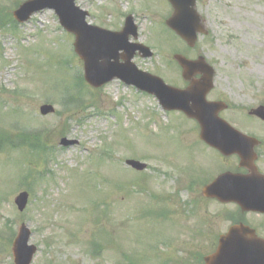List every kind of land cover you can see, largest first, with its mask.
<instances>
[{"label":"rangeland","instance_id":"374dc122","mask_svg":"<svg viewBox=\"0 0 264 264\" xmlns=\"http://www.w3.org/2000/svg\"><path fill=\"white\" fill-rule=\"evenodd\" d=\"M143 3L151 4L144 12ZM143 3L115 2L114 12L102 18L116 28L119 11L137 12L139 40L153 51L151 58L133 59L139 69L178 86L180 69L167 61L181 52L188 58L204 56L215 70L217 87L227 86L224 78L264 77V0L197 2L210 34L200 36L193 49L174 40L163 26V16L171 12L168 4ZM72 40L48 11L15 33L0 31V128L38 129L51 151L44 161L27 156L24 147L0 152V241L6 243L7 230L15 234L25 223L31 231L29 243L37 246L31 264H192L194 248L205 244L194 238L193 231L203 226L200 220L210 212L184 205L189 198L179 187L183 167L196 155L185 154L184 146L196 140L194 121L179 112L166 114L155 98L118 80L76 95L74 84L78 70L82 75V63L72 52ZM70 98L87 100L89 106L63 112L58 100ZM44 103L53 106V113H39ZM61 137L78 143L62 147ZM106 149L109 155L102 161L100 154ZM127 158L145 162L147 169L128 168ZM28 169L32 186L16 189ZM194 169L187 167L185 173ZM133 181L137 183L129 185ZM122 183L128 191L114 186ZM22 190L28 191L29 199L19 212L13 199ZM97 199L108 202L101 215V207H91ZM149 209L165 210L167 219L143 213ZM223 229L218 218L205 231L211 236ZM91 239L103 245L99 252L93 253L87 243ZM10 245L11 241L0 245V264H12Z\"/></svg>","mask_w":264,"mask_h":264},{"label":"water","instance_id":"95a60500","mask_svg":"<svg viewBox=\"0 0 264 264\" xmlns=\"http://www.w3.org/2000/svg\"><path fill=\"white\" fill-rule=\"evenodd\" d=\"M195 0H171L174 9L173 15L166 24L179 34L190 46L195 42V34L200 31V19L194 9ZM43 6H40L41 8ZM51 7V5H48ZM19 12L17 13V15ZM61 23L75 34L74 48L76 53L84 61V78L92 86L97 87L114 77H120L126 83H133L137 87L155 94L163 106L167 109H180L188 117L194 118L201 124L200 138L206 142L213 139L210 124L218 121L216 113L211 111V105L205 104L207 90H200L193 81L185 90H178L165 86L159 77L137 71L130 63L132 53L128 51L126 43V32L110 33L89 26L65 24V15H61ZM143 48L140 45L133 48ZM127 51L121 55L124 63L118 61V50ZM145 50H147L145 48ZM147 53V52H146ZM149 53L145 54L148 55ZM182 67L183 78H193L196 73H201L204 82L213 76L211 68L206 65L203 58L195 61L185 59L176 54L173 57ZM113 59V61H111ZM207 79V82H209ZM203 99V101H202ZM43 114L51 111L50 106L40 108ZM217 119V120H216ZM206 124V125H204ZM210 133V134H209ZM72 140L62 139L61 144L70 145ZM223 150L225 145L213 144ZM128 165L141 170L144 164L128 160ZM27 202V193L22 192L15 198L19 210H22ZM29 231L22 225L14 242L13 255L15 264H29L35 247L28 246ZM248 247V248H247ZM246 248V249H245ZM264 250V241L258 238L254 231L246 226L238 225L232 227L226 235L220 237L217 250L208 255L206 264H264V255L254 252L257 249ZM263 254V253H260Z\"/></svg>","mask_w":264,"mask_h":264},{"label":"flooded vegetation","instance_id":"af4514ba","mask_svg":"<svg viewBox=\"0 0 264 264\" xmlns=\"http://www.w3.org/2000/svg\"><path fill=\"white\" fill-rule=\"evenodd\" d=\"M7 1L12 14L13 10L27 0ZM95 1L75 0V4L91 15L90 12L95 10L92 5ZM6 12L9 11L6 9ZM226 83L227 86L222 88L216 87L213 82V88L207 98L210 101L225 103L221 105L224 108L219 109L218 115L241 133L237 138L230 139L237 147L225 156L199 139L192 141L193 144L189 145L187 150L191 155L196 154L193 155L196 162L192 167L195 169L194 173L185 175L181 190L185 193L192 190L195 208L209 210L214 206L220 210L219 221L224 223V226L242 222L255 228L257 234L264 237V77L254 75L248 78H226ZM196 127L198 129L197 125ZM222 174L243 178L247 190L257 189L262 211L244 212L235 202L221 201L216 196H205L203 187ZM229 184L224 188H234L233 183ZM215 220L210 222L214 223ZM203 238L210 242H206L204 246L206 253L213 251L216 246L214 237Z\"/></svg>","mask_w":264,"mask_h":264},{"label":"trees","instance_id":"16d2710c","mask_svg":"<svg viewBox=\"0 0 264 264\" xmlns=\"http://www.w3.org/2000/svg\"><path fill=\"white\" fill-rule=\"evenodd\" d=\"M22 138L24 140H26L27 143H29V146L32 147V148H35L37 150V148L39 147V150L43 151V144H39L36 139V136L35 135H32V134H28V133H25ZM34 151V150H33Z\"/></svg>","mask_w":264,"mask_h":264}]
</instances>
